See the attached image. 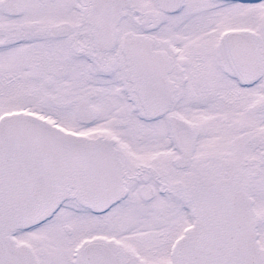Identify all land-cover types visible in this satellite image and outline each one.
<instances>
[{"label": "snow or ice", "instance_id": "snow-or-ice-1", "mask_svg": "<svg viewBox=\"0 0 264 264\" xmlns=\"http://www.w3.org/2000/svg\"><path fill=\"white\" fill-rule=\"evenodd\" d=\"M0 264H264V0H0Z\"/></svg>", "mask_w": 264, "mask_h": 264}]
</instances>
